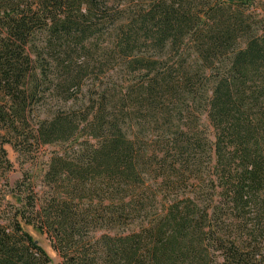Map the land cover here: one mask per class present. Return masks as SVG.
<instances>
[{"label":"trees","instance_id":"16d2710c","mask_svg":"<svg viewBox=\"0 0 264 264\" xmlns=\"http://www.w3.org/2000/svg\"><path fill=\"white\" fill-rule=\"evenodd\" d=\"M7 143L0 264H264V0H0Z\"/></svg>","mask_w":264,"mask_h":264},{"label":"rangeland","instance_id":"374dc122","mask_svg":"<svg viewBox=\"0 0 264 264\" xmlns=\"http://www.w3.org/2000/svg\"><path fill=\"white\" fill-rule=\"evenodd\" d=\"M7 158L11 162V167L5 170V165L0 164V212L3 218H8L13 203H16L11 195V188L18 181L29 180L31 188L37 192L38 197H46L49 187L43 181V173L47 168V163L54 151L59 150V144H49L40 146H26L22 151H18L11 144L4 145ZM7 182V183H6ZM34 240L47 252L50 257V264H60V257L53 249L49 239L41 234L31 225H23ZM99 232L96 233V235Z\"/></svg>","mask_w":264,"mask_h":264}]
</instances>
